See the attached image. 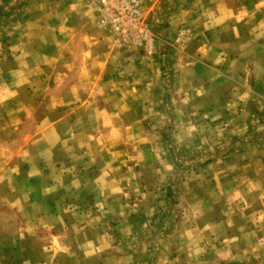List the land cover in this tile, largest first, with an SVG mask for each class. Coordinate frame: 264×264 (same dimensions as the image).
Listing matches in <instances>:
<instances>
[{"label": "crops", "instance_id": "1", "mask_svg": "<svg viewBox=\"0 0 264 264\" xmlns=\"http://www.w3.org/2000/svg\"><path fill=\"white\" fill-rule=\"evenodd\" d=\"M141 12L152 53L87 0H0V264L264 257V0Z\"/></svg>", "mask_w": 264, "mask_h": 264}, {"label": "built area", "instance_id": "2", "mask_svg": "<svg viewBox=\"0 0 264 264\" xmlns=\"http://www.w3.org/2000/svg\"><path fill=\"white\" fill-rule=\"evenodd\" d=\"M100 15V25L112 36L117 48H139L152 53L154 34L141 12V0H87ZM190 36L185 26L176 31V42Z\"/></svg>", "mask_w": 264, "mask_h": 264}, {"label": "rangeland", "instance_id": "3", "mask_svg": "<svg viewBox=\"0 0 264 264\" xmlns=\"http://www.w3.org/2000/svg\"><path fill=\"white\" fill-rule=\"evenodd\" d=\"M151 28H152V30H153V27H151ZM153 34H154V33H153ZM239 141H240V140H239ZM255 141H257V139H254L253 142H255ZM228 145H230V144H228ZM240 254H242V253H240ZM246 256H247V255H243V256H241V257H240L241 259H239L238 262L241 263L242 260L246 259ZM253 262H257L258 264H263V263H264V257H259V258H257V260L254 259Z\"/></svg>", "mask_w": 264, "mask_h": 264}]
</instances>
